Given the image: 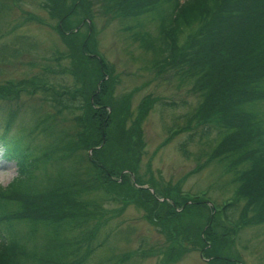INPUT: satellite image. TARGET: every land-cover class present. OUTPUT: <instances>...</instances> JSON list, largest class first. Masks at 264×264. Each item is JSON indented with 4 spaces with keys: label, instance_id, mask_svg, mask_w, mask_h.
Returning a JSON list of instances; mask_svg holds the SVG:
<instances>
[{
    "label": "trees",
    "instance_id": "16d2710c",
    "mask_svg": "<svg viewBox=\"0 0 264 264\" xmlns=\"http://www.w3.org/2000/svg\"><path fill=\"white\" fill-rule=\"evenodd\" d=\"M40 6L54 21L64 47L57 56L69 61L61 71L73 85L54 88L29 78L0 86V98L39 89L72 113L75 127L56 133L50 116L35 118L25 132H43L49 143L42 147L16 130L13 113L0 121L1 157L19 169V177L0 185V264H88L94 238L95 248L104 243L97 234L116 213L103 208V197L118 202L117 211L132 203L152 225L173 228L176 246L162 245L157 264L173 263L193 247L208 264H235L223 254L229 235L264 221V0H43ZM97 14L129 20L124 30L152 54L156 71L190 84L199 102L187 128L202 126L200 139L211 131L217 136L206 161L231 175L217 184L233 185L226 202L182 195L180 182L162 185L148 168L141 176L140 123L153 100L144 96L132 116L130 93L114 97L113 65L98 49ZM144 20L153 23L154 36ZM91 192L101 200L82 197Z\"/></svg>",
    "mask_w": 264,
    "mask_h": 264
},
{
    "label": "rangeland",
    "instance_id": "374dc122",
    "mask_svg": "<svg viewBox=\"0 0 264 264\" xmlns=\"http://www.w3.org/2000/svg\"><path fill=\"white\" fill-rule=\"evenodd\" d=\"M42 1L0 0V86L7 87L10 82L15 85L29 78H37L54 88L73 85L72 76L61 71L69 61L64 56H57L64 47L50 26L54 21L40 6ZM95 7L93 3L94 14ZM103 16L106 19L97 14L94 28L100 53L113 65L116 77L114 97L118 99L130 93L132 116L136 104L144 96L150 95L153 100L140 123L144 141L139 162L141 176L146 174L148 168L162 185L180 182L182 195L203 194L215 204L226 202L234 195L233 185L222 188L217 184L225 178L229 180L231 175L221 169L218 162L206 161L217 136L211 131L208 138L200 139L198 136L202 126L187 128V120L199 102L197 95L190 90V84L180 83L169 71H156L150 64L152 54L139 47L138 42L132 41L129 32L124 30L129 20L108 21L107 15ZM144 23L145 29L154 36L153 23L148 20H144ZM29 89L22 90L19 96L8 93L9 96L0 98V121L13 113V125L16 130L23 128L24 133L26 129L32 130L35 118L48 115L56 133H71L75 127L72 113L52 101L50 95L39 89L28 94ZM24 134L32 144L45 147L49 143L40 130L30 134L26 131ZM202 163L198 171H191ZM15 174L14 162L3 159L0 149V185L8 183ZM82 197L87 201L101 200L99 193L95 192L84 193ZM101 201L103 208L113 209L116 213L97 234V240L104 243L95 248L94 238L88 264H157L162 256L156 252L160 251L162 245L171 241L169 246H176L173 241L177 237L169 224L165 223L163 228L159 224L152 225L132 203L117 211L118 202L109 201L106 197ZM229 214L231 218H236L237 213ZM193 219L190 218V221ZM165 236L172 238L168 241ZM229 236L230 242L223 254L234 258L235 264H264V221L244 225ZM198 249H187L170 264H208L207 258ZM127 251L132 252L131 257L122 263L117 261L116 256ZM140 251H145V254H139Z\"/></svg>",
    "mask_w": 264,
    "mask_h": 264
},
{
    "label": "clouds",
    "instance_id": "9594fccd",
    "mask_svg": "<svg viewBox=\"0 0 264 264\" xmlns=\"http://www.w3.org/2000/svg\"><path fill=\"white\" fill-rule=\"evenodd\" d=\"M17 177H19V169L18 168L16 169V177H14V179Z\"/></svg>",
    "mask_w": 264,
    "mask_h": 264
}]
</instances>
